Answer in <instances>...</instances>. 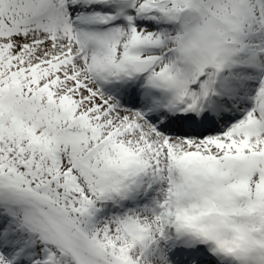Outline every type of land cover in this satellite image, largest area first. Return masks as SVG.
Instances as JSON below:
<instances>
[{
    "label": "snow or ice",
    "instance_id": "snow-or-ice-1",
    "mask_svg": "<svg viewBox=\"0 0 264 264\" xmlns=\"http://www.w3.org/2000/svg\"><path fill=\"white\" fill-rule=\"evenodd\" d=\"M0 264H264V0H0Z\"/></svg>",
    "mask_w": 264,
    "mask_h": 264
}]
</instances>
